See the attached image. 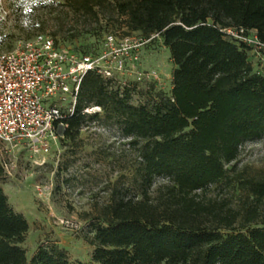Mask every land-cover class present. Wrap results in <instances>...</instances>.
<instances>
[{"label":"trees","instance_id":"trees-1","mask_svg":"<svg viewBox=\"0 0 264 264\" xmlns=\"http://www.w3.org/2000/svg\"><path fill=\"white\" fill-rule=\"evenodd\" d=\"M104 3L124 19L125 34H158L176 68L172 94L161 93L151 106L132 103L129 88L89 72L74 114L65 119L64 137L76 142L88 119L103 116L131 138L136 152L130 184L115 183L87 238L94 263L264 264V168L228 166L244 143L264 140V74L254 71L249 49L222 31L256 30L264 42V0L73 5L97 15L95 7ZM93 104L102 114L85 112ZM160 179L165 184L155 195ZM29 229L0 188V264H28L23 243ZM30 264L83 263L48 242Z\"/></svg>","mask_w":264,"mask_h":264},{"label":"rangeland","instance_id":"rangeland-1","mask_svg":"<svg viewBox=\"0 0 264 264\" xmlns=\"http://www.w3.org/2000/svg\"><path fill=\"white\" fill-rule=\"evenodd\" d=\"M73 2L60 0L57 6L39 9L37 23L30 30L21 25L18 10L6 4L8 15L0 32V49L11 48L38 32H48L61 46L93 50L99 48L106 33L127 31L124 19L107 3L96 6L98 14L94 15L76 10ZM248 56L254 71L264 74V51L259 54L249 50ZM175 68L169 48L156 36L143 48L138 72L119 75V80L130 89L132 103L151 106L161 93L172 94ZM139 72L144 73L142 79ZM130 140L116 123L101 116L86 121L76 142L62 137L47 154L35 155L20 146L0 143V188L8 195L11 207L30 224L23 243L28 264L38 248L48 242L66 249L73 263L95 264L94 246L87 238L94 234L95 217L110 201L115 183L130 184L136 160ZM234 164L251 171L264 168V140L244 143L237 160L228 166ZM164 184L158 180L153 194Z\"/></svg>","mask_w":264,"mask_h":264},{"label":"built area","instance_id":"built-area-1","mask_svg":"<svg viewBox=\"0 0 264 264\" xmlns=\"http://www.w3.org/2000/svg\"><path fill=\"white\" fill-rule=\"evenodd\" d=\"M222 31L249 50L264 51L256 30L253 35V30L244 27ZM156 36L108 32L98 50L84 53L61 46L53 34L38 32L0 49V143L35 155L49 153L64 137L65 119L75 112L85 76L95 72L122 84L119 75L138 72L141 52ZM138 74L142 79L144 73ZM102 111L97 105L85 109L86 113Z\"/></svg>","mask_w":264,"mask_h":264},{"label":"clouds","instance_id":"clouds-1","mask_svg":"<svg viewBox=\"0 0 264 264\" xmlns=\"http://www.w3.org/2000/svg\"><path fill=\"white\" fill-rule=\"evenodd\" d=\"M60 0H0V32L4 31L7 22L6 4H11L20 13V23L25 29H31L36 23L38 10L45 7H54ZM3 37H0L2 39Z\"/></svg>","mask_w":264,"mask_h":264}]
</instances>
